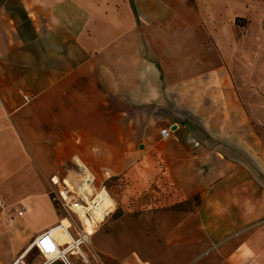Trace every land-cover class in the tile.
Instances as JSON below:
<instances>
[{"label":"crops","instance_id":"obj_1","mask_svg":"<svg viewBox=\"0 0 264 264\" xmlns=\"http://www.w3.org/2000/svg\"><path fill=\"white\" fill-rule=\"evenodd\" d=\"M151 162L199 205L119 264H264V0H0V264L45 262L52 180Z\"/></svg>","mask_w":264,"mask_h":264},{"label":"rangeland","instance_id":"obj_2","mask_svg":"<svg viewBox=\"0 0 264 264\" xmlns=\"http://www.w3.org/2000/svg\"><path fill=\"white\" fill-rule=\"evenodd\" d=\"M11 78L14 79L3 75L5 83H10ZM33 86L37 84H30L31 88ZM19 95L25 98L23 94ZM146 166H142L140 171L136 169L134 180L138 185L125 177L120 181L96 180L98 193L105 191L101 189L106 187L108 193L105 192L115 207L94 225L95 233L88 236L90 238L81 249L82 253L74 252L73 255L83 254L90 264H119L122 257L132 253L161 262L170 258L171 251L165 247L168 232L184 215L198 207L199 198L184 200L170 172L166 167L162 168L165 164L151 162ZM146 180L147 186L140 187V182L146 183ZM4 246L8 247L10 243L0 240V248ZM32 260L40 261L38 250H34L26 262ZM71 260L74 264H83L79 258Z\"/></svg>","mask_w":264,"mask_h":264},{"label":"built area","instance_id":"obj_3","mask_svg":"<svg viewBox=\"0 0 264 264\" xmlns=\"http://www.w3.org/2000/svg\"><path fill=\"white\" fill-rule=\"evenodd\" d=\"M168 136V130L161 131L162 139L165 140ZM84 176L85 169L80 168L79 170L72 172L70 178L67 180L62 182L52 180V184L55 187V190L51 194L52 202L55 205L59 216L62 219H68L71 222V228L68 230L72 236L75 234V237L74 239L70 238V241L63 245L58 244L55 237H53L52 230L37 237L32 244V249L38 250L44 257L45 262L43 264H56L60 262L62 264H74L71 260L73 257L79 258L83 264H90L88 257H85L82 254L73 255L75 251H78L79 249L83 250V247L88 243V241L84 240V237L86 236L84 223L87 221L90 224H94L101 212L97 194L100 191L96 189V179L93 178V181L88 185V182L76 183L83 179ZM83 186L85 188L92 187L94 195L89 196L88 194H85L82 190ZM101 190L107 192L106 187H103ZM107 209L108 208H105L103 213L107 212ZM4 212L5 208L0 200V214H3ZM59 226H61V224Z\"/></svg>","mask_w":264,"mask_h":264},{"label":"bare ground","instance_id":"obj_4","mask_svg":"<svg viewBox=\"0 0 264 264\" xmlns=\"http://www.w3.org/2000/svg\"><path fill=\"white\" fill-rule=\"evenodd\" d=\"M84 168V167H83ZM85 169V168H84ZM92 176H90L89 171H87L85 169V176L83 179H81L80 181H77L76 183L79 184V182H88V184H90L93 180L91 179ZM82 190L85 194H88L89 196H93L94 192H93V188L92 187H82ZM98 194V202L100 204V215L98 216L97 221L94 224H90L87 221L84 223L85 224V229H86V236L84 237V240L87 241L88 240V236H92L95 233V228L94 225L97 224L98 221L103 220L104 216L106 215L107 212H109L111 210V208L115 207L114 202L112 201V199H110L109 195L105 192L102 191L101 193H97ZM105 208L107 209V212L103 213V210H105ZM64 220V221H63ZM61 226H57L56 228L52 229L53 231V237L55 238H60L62 242H69L70 238L74 239V237L72 236V234L69 232V228H71V223L65 219L61 220ZM75 252H81V249H79L78 251ZM83 255V254H82ZM84 256V255H83ZM22 258H25L24 256Z\"/></svg>","mask_w":264,"mask_h":264},{"label":"trees","instance_id":"obj_5","mask_svg":"<svg viewBox=\"0 0 264 264\" xmlns=\"http://www.w3.org/2000/svg\"><path fill=\"white\" fill-rule=\"evenodd\" d=\"M111 181H113V180H111ZM107 189V188H106Z\"/></svg>","mask_w":264,"mask_h":264}]
</instances>
